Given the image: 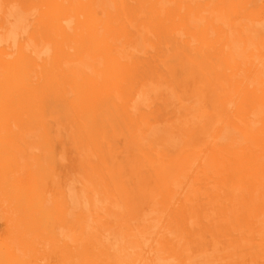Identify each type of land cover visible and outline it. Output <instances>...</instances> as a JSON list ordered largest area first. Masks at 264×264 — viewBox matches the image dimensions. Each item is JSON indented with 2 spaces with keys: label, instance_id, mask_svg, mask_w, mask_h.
<instances>
[{
  "label": "bare ground",
  "instance_id": "bare-ground-1",
  "mask_svg": "<svg viewBox=\"0 0 264 264\" xmlns=\"http://www.w3.org/2000/svg\"><path fill=\"white\" fill-rule=\"evenodd\" d=\"M0 264H264V0H0Z\"/></svg>",
  "mask_w": 264,
  "mask_h": 264
},
{
  "label": "rangeland",
  "instance_id": "rangeland-1",
  "mask_svg": "<svg viewBox=\"0 0 264 264\" xmlns=\"http://www.w3.org/2000/svg\"><path fill=\"white\" fill-rule=\"evenodd\" d=\"M1 224H2V227H3V222H1Z\"/></svg>",
  "mask_w": 264,
  "mask_h": 264
}]
</instances>
